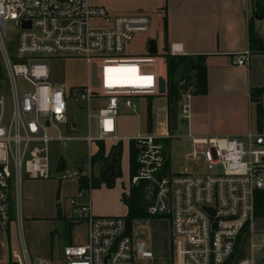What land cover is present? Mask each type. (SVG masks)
<instances>
[{
	"label": "built area",
	"instance_id": "obj_1",
	"mask_svg": "<svg viewBox=\"0 0 264 264\" xmlns=\"http://www.w3.org/2000/svg\"><path fill=\"white\" fill-rule=\"evenodd\" d=\"M7 21L15 24L12 49L6 45ZM149 27L145 15H112L94 0H0V52L7 81V92L0 88V233L8 239L10 226L20 225V204L13 216L10 201L12 195L19 200L23 178L48 180L53 170L62 179L77 182L82 177L89 186L92 147L99 141L125 140L136 152L137 171L123 193L127 196L131 187L146 184L141 206L149 217L168 219L178 245L170 264H225L235 259L243 238L244 257L235 264H264V230L258 232L254 224V195L264 190V133L191 138L184 166L172 173L167 170L165 143L170 139L168 102L159 132L150 129L132 137L118 133L120 109L137 115L136 98L167 101L166 73L165 69L159 72L157 57L164 54L151 55L147 46L142 54L129 51L135 38ZM179 50L171 45L168 54L177 55ZM63 57L84 61L88 78L84 85L71 88L51 81L47 60ZM249 57V51L239 53L231 65L245 67ZM160 78L165 81L164 94L159 93ZM17 79L27 86L24 91H18ZM6 93L11 106L8 117L4 114ZM190 98L186 91L177 102L182 122L188 121ZM71 105L85 109L88 131L83 137L60 130L75 131L68 117ZM71 141L86 145L89 169L78 166L70 171L65 164L56 173L57 161L50 164V146ZM91 191V186L82 188L68 198L73 220L83 223L86 233L83 243L62 248V263L134 264L145 260L161 264L146 242L130 236L125 217L92 213ZM9 245L0 241V264H30L23 243L21 254L14 249L8 252Z\"/></svg>",
	"mask_w": 264,
	"mask_h": 264
},
{
	"label": "rangeland",
	"instance_id": "obj_2",
	"mask_svg": "<svg viewBox=\"0 0 264 264\" xmlns=\"http://www.w3.org/2000/svg\"><path fill=\"white\" fill-rule=\"evenodd\" d=\"M142 0H94L96 4L103 5L113 15L120 14L117 11L119 9L131 6L134 3L139 4ZM135 14H141L149 17L150 26L154 32L160 35L162 30V11L155 10L147 12L145 8L140 7L137 11H133ZM130 14V13H128ZM6 28L8 33V39L6 40L7 47L15 45V24L12 21L6 22ZM131 50H137L134 46ZM11 51V50H10ZM146 51V47L138 49V54H142ZM158 53H162L160 45L158 46ZM158 69L162 74L164 66V57L158 55ZM0 63L3 67V56L0 52ZM48 67L50 69L51 81L55 84H65L68 87L74 88L75 86L84 85L87 78V67L84 61L78 57H63V58H51L47 60ZM4 69V67H3ZM5 76V75H4ZM165 80L167 77L165 75ZM174 79H178V75H174ZM16 86L19 92L24 91L27 86L20 80H16ZM0 88H4L7 92V81L4 78L0 81ZM138 105V113L134 115L124 108L119 111V132L126 135H135L144 133L147 130L146 125V106L148 102H151L152 113L159 110L164 104V98L162 97H145L135 99ZM10 101L6 93L4 101V114L6 117L10 114ZM169 113L170 109L167 106ZM159 114V113H158ZM159 115L152 117L151 130L153 132H159L163 128V124H160V120L157 119ZM68 117L71 119L75 131L71 133L69 129L66 131L64 127H61L62 134L72 135L75 137H83L88 131V122L86 119L85 109L82 105H71L68 109ZM170 121V114L168 117V123ZM92 134L96 133V124L92 120L90 123ZM169 134L170 139L165 141L168 151V167L167 170L172 172H179L180 168L185 164V157L191 151L190 140L186 137V130L184 124L178 119V129L171 131ZM125 142V140H124ZM122 143L103 142L96 143V147H93L96 152L100 147L103 149V160L96 163L92 162L95 154L91 157V178H98L99 183L108 184L107 179L118 178L121 176L120 165L122 163ZM130 147V144H129ZM63 157L66 160V166L68 170L75 169L80 166L82 169L88 170L89 163L87 160L86 145L81 141H71L67 144L54 143L50 146V164L53 165L56 161ZM192 165V163H190ZM99 176V177H98ZM123 181L127 184V175L124 171ZM80 180H85L80 178ZM92 182V181H91ZM89 183V186L91 185ZM106 182V183H105ZM127 187V185L125 186ZM84 188V187H82ZM124 188V187H123ZM78 190V184L71 179H62L61 175H57L51 170V177L48 180H29L23 178L19 186V200L14 195L11 196V212L14 216L18 202L20 204L21 211V229L14 224L10 226L7 232L8 239L11 244L7 247L8 252L14 249L17 253L22 252V243L28 251L29 258L33 264L35 255L43 254L44 256H50L49 259L42 264H63L62 263V248L66 244V240L69 235L74 239H77L79 243L83 242L85 227L83 223H77L71 219L70 209L68 207L69 196L75 195ZM124 195V193H123ZM126 196V195H125ZM116 196H110L108 198H97L98 204L106 205L111 204L115 208H120L119 204L115 201ZM60 203V205H59ZM262 208L258 209L257 216L255 217V229L258 232L264 230V200ZM58 210L61 212L62 220L57 219ZM75 216V213L73 214ZM61 217V216H60ZM76 224L72 229L70 226ZM131 231L135 238L140 241H145L147 245L150 244L155 260L157 263L170 264L174 251L178 248L174 238L170 233V224L165 217L155 218H137L131 221ZM1 235V234H0ZM10 248V249H9ZM134 264H151L149 261L137 260ZM232 264V263H231Z\"/></svg>",
	"mask_w": 264,
	"mask_h": 264
},
{
	"label": "crops",
	"instance_id": "obj_3",
	"mask_svg": "<svg viewBox=\"0 0 264 264\" xmlns=\"http://www.w3.org/2000/svg\"><path fill=\"white\" fill-rule=\"evenodd\" d=\"M140 7L145 8L147 12L161 10V17L165 16L166 25L164 29L162 21L160 35L154 32L152 26L146 33L138 35L129 47L131 53L138 54L135 51L146 47L148 41L154 40L157 44V52L159 45L162 53L165 48L169 50L171 45H175L180 49L177 55H203L205 57V92L194 94L192 87L188 89L191 95L190 113L188 121L183 124L190 143L191 138L234 137L249 131L264 133V56L250 49L248 35V21L252 15L253 0H142L139 4L134 3L119 9L117 13L120 14L115 15L135 14L133 11H137ZM252 27L254 34L264 41V18L254 20ZM134 46L137 48L135 51L131 50ZM244 51L250 52L247 66H232L231 59ZM164 73H166V65ZM252 89L263 91L259 97L262 110L260 123L257 121L256 103L251 97ZM166 105L165 100L159 110L153 111L152 117L156 116L157 112L159 115L157 119L164 123ZM118 133L122 137L134 136L120 133L119 122ZM120 143L123 144L121 176L108 178L107 185L101 183L97 188L92 189L91 210L94 215L125 217L127 214V207L123 204L121 197L130 178L129 143L127 141ZM95 152L93 148V153ZM188 166L191 167V165ZM124 171L127 175V184L123 181ZM109 195L116 196L115 201L120 208L117 209L109 203L106 205L96 203L98 197L108 198ZM70 213H72L71 210ZM73 214H71V219L74 217ZM75 225L72 224L70 228L72 229ZM17 226L21 229V224H16ZM0 234V241L5 240L7 244H11L9 239L3 237L2 233ZM129 234L134 240L140 241L133 236L131 226ZM65 243L64 246L79 242L70 234ZM25 250L31 263L26 247ZM49 257L43 254L35 255L33 264H42Z\"/></svg>",
	"mask_w": 264,
	"mask_h": 264
},
{
	"label": "trees",
	"instance_id": "obj_4",
	"mask_svg": "<svg viewBox=\"0 0 264 264\" xmlns=\"http://www.w3.org/2000/svg\"><path fill=\"white\" fill-rule=\"evenodd\" d=\"M264 18V0H253L252 15L248 21V35H249V47L253 51H257L264 56V41L256 36L253 32L252 23L254 20H261ZM163 26L165 29V16L162 18ZM261 42V45L259 44ZM263 49V51H262ZM163 57L166 60V77H167V102L169 109L171 105L178 102L181 93L188 91L189 87L193 88L194 94H203L206 89V72L204 66L205 57L203 55H170L167 48L164 49ZM178 75V79H174V75ZM5 78L4 69L0 63V81ZM263 94L261 89H252L251 97H253L256 103L257 109V121L260 123L262 119V110L259 104V97ZM152 106L151 102L146 106V125L147 131L151 129L152 123ZM170 114V111H169ZM170 127V126H169ZM103 149L100 147L99 151L94 155L92 162L96 163L103 160ZM137 171L136 164V152L133 145L130 143L129 147V175L133 177ZM91 188H97L100 183L98 178H91ZM78 190L82 187H88V181H77ZM146 184L140 183L137 187H131L127 196L122 194L121 200L127 207V214L125 219L127 221L128 231L130 230L131 221L137 218H154L149 217L146 213V208L140 204L144 195ZM264 200V190L257 191L254 195V211L255 217L257 216L258 209L262 208ZM61 216V217H60ZM57 219L62 220L61 212L58 210ZM234 258H231L225 264H231Z\"/></svg>",
	"mask_w": 264,
	"mask_h": 264
},
{
	"label": "water",
	"instance_id": "obj_5",
	"mask_svg": "<svg viewBox=\"0 0 264 264\" xmlns=\"http://www.w3.org/2000/svg\"><path fill=\"white\" fill-rule=\"evenodd\" d=\"M259 44L261 45V42H259ZM147 51L149 54L151 55H156L157 54V44L154 40H150L147 43ZM263 51V49H262ZM92 76H93V83L96 84L97 81L95 79V70L93 67V72H92ZM165 92V81L163 78L159 79V93L160 94H164ZM177 124H178V106H177V102L173 103L171 105L170 108V121H169V126H170V130L171 131H176L177 130ZM66 164V160L63 157H60L57 160V167H56V173H60L64 170ZM152 204V203H150ZM213 214V212H211ZM215 227V225H214ZM245 242V238H243L240 241V245H239V249H238V253L237 256L235 257L234 261L232 264H235L238 260L242 259L244 257V252H243V244Z\"/></svg>",
	"mask_w": 264,
	"mask_h": 264
},
{
	"label": "snow or ice",
	"instance_id": "obj_6",
	"mask_svg": "<svg viewBox=\"0 0 264 264\" xmlns=\"http://www.w3.org/2000/svg\"><path fill=\"white\" fill-rule=\"evenodd\" d=\"M145 79H150V78H145Z\"/></svg>",
	"mask_w": 264,
	"mask_h": 264
}]
</instances>
